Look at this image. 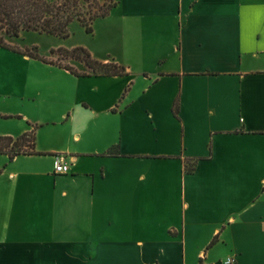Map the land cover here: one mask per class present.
Wrapping results in <instances>:
<instances>
[{"label":"crops","instance_id":"crops-1","mask_svg":"<svg viewBox=\"0 0 264 264\" xmlns=\"http://www.w3.org/2000/svg\"><path fill=\"white\" fill-rule=\"evenodd\" d=\"M93 26L126 74L0 46V136H36L0 154V264H264V0H119Z\"/></svg>","mask_w":264,"mask_h":264},{"label":"trees","instance_id":"trees-1","mask_svg":"<svg viewBox=\"0 0 264 264\" xmlns=\"http://www.w3.org/2000/svg\"><path fill=\"white\" fill-rule=\"evenodd\" d=\"M119 0H0V46L28 55L35 59L54 63L38 53V47L21 49L7 42L8 38H19L23 32H37L59 38H68L71 35V24L78 21L88 34L94 32V22L106 17L118 5ZM68 57L79 59L98 72L95 74L124 75L126 67L114 62L95 60L88 49L79 46L71 50L58 48ZM79 53V54H78ZM70 71L79 74L73 68L65 66ZM178 104H175L177 109ZM35 131L24 133L18 138L0 136V154H7L14 158L21 154H34ZM195 165H186V170L192 172Z\"/></svg>","mask_w":264,"mask_h":264},{"label":"rangeland","instance_id":"rangeland-1","mask_svg":"<svg viewBox=\"0 0 264 264\" xmlns=\"http://www.w3.org/2000/svg\"><path fill=\"white\" fill-rule=\"evenodd\" d=\"M74 25H73L74 27L71 26L70 28L71 30L70 37L66 39L59 38L53 35L40 34L37 32L30 31V32H23L19 38H8L7 42L12 46L15 47L18 46L21 49L37 46L38 53L40 54V56L46 59L48 58L49 60L57 64L69 66L73 68L75 71L79 72L80 71L79 69L83 67L82 65H80L81 63H79L81 60L68 57L65 55V52L63 51H58V53L51 52L54 47H59V46H63V47H65V45H69V46L74 45L77 47L82 46L81 43L85 42V37H88V34L87 32L84 31L85 29L81 27L78 23H75ZM70 59L78 61L79 63L78 67L71 66L69 64ZM83 63H84V68H83L84 70H82V73L98 72L97 70L94 71L93 69L89 68L85 62Z\"/></svg>","mask_w":264,"mask_h":264},{"label":"built area","instance_id":"built-area-1","mask_svg":"<svg viewBox=\"0 0 264 264\" xmlns=\"http://www.w3.org/2000/svg\"><path fill=\"white\" fill-rule=\"evenodd\" d=\"M55 173L57 174H65L70 172V162L66 159L64 155L56 156L55 165H54ZM227 264H234V259H227Z\"/></svg>","mask_w":264,"mask_h":264}]
</instances>
